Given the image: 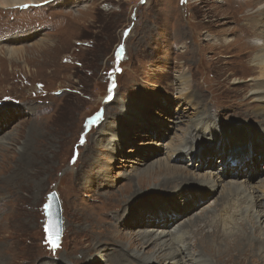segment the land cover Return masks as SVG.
Wrapping results in <instances>:
<instances>
[{"label": "rangeland", "instance_id": "374dc122", "mask_svg": "<svg viewBox=\"0 0 264 264\" xmlns=\"http://www.w3.org/2000/svg\"><path fill=\"white\" fill-rule=\"evenodd\" d=\"M241 1L86 0L77 7L33 2L25 5H38L0 8V118L4 122L7 114L14 115L5 135H0V264H111L119 253L125 263L173 264L169 259L152 262L149 247L138 253L115 235L119 231L132 239L139 231L155 228L145 223L126 232L117 220L123 214L134 220L145 209L142 202L208 180L206 172L224 181L259 185L262 177L250 175L247 167L231 165L226 174L222 160L228 156L217 155L210 166L201 167L192 155L174 161L171 145L188 143L189 149L192 139L187 131L200 117L216 122L225 113L232 116L221 122L228 127L258 123L240 121V114L253 116L260 107L249 98L261 67L251 68L257 51L248 38L258 32L263 37L264 27L257 18L259 27L251 20L252 10ZM229 36L234 42H224ZM182 71L191 78L188 89L197 93L194 105L179 97L182 86L177 76ZM246 102L251 104L245 106ZM213 108L224 113L214 117ZM22 150L27 153L21 158ZM254 158V166L264 170L257 152ZM161 163L182 166L190 176L183 184L177 181L155 190H150L151 183L127 200L137 188V174ZM53 190L63 212L57 248L50 245L46 231V203ZM242 197L234 195L228 215L238 217L237 209H246L239 206ZM210 199L202 200L203 208L213 204ZM203 208L197 210L200 217L193 225L192 242L199 225L202 231L208 229ZM163 215L150 218L161 220ZM159 227L158 231H169L173 224ZM114 238L124 249L113 245ZM101 240L110 242L103 255L101 249L93 250ZM203 257L210 263L208 256Z\"/></svg>", "mask_w": 264, "mask_h": 264}, {"label": "bare ground", "instance_id": "6f19581e", "mask_svg": "<svg viewBox=\"0 0 264 264\" xmlns=\"http://www.w3.org/2000/svg\"><path fill=\"white\" fill-rule=\"evenodd\" d=\"M41 1L42 0H0V8H9V7H18V6L21 7L26 3H33V2H36L38 4L47 3V2H51L53 4L61 3L62 5H64V7H77V6H81L82 1L86 2V0H44L42 2ZM222 1H223L222 3L225 4V2H228L229 0L228 1L222 0ZM262 1L264 0H242L240 4L244 6H248V9L252 10L251 20L252 21L254 20L257 26H258L257 24V19H258L259 24L263 25L262 27H264V5ZM38 4H27L25 6L29 7L30 5H38ZM254 7H256V10H253ZM242 29L243 28H240V30ZM261 32L264 34V28L261 29ZM252 38L259 39L261 43H259V45L252 44L250 41ZM216 39L218 41L221 38H216ZM233 39L235 38H231L229 36L224 39V42H228V43L232 41L234 42ZM248 43L249 46L254 49V52L257 51L256 54L254 53L255 56L253 55L254 60L252 61L253 65L251 68L253 67L257 68V66L259 67V65L261 67V77L259 78L258 75L254 79L255 88L252 89L251 92L252 94L249 98L251 99V102L255 104V106L257 105L260 107L257 108V114L253 116H250L245 113L240 114V118H241L240 121L248 122L251 120H255L258 123L252 122V124L245 123L244 125L234 124L231 127L224 126L221 122L230 121L232 116L228 117L224 113V110H218L213 108L211 110V113L213 114L214 117L218 118V116L221 115L222 113H224V115L222 114V116L219 118V121L216 122L213 121L209 122L207 118L204 119L202 117H200V120H197L195 122L192 121V123L190 124L191 131H187L189 135L191 134V139H192V142L190 144L191 147L189 149H186L188 143L185 144V147L182 146V144L176 145V143L171 145L174 146L173 160L176 162H181L183 158H185V154H186V158L188 159H190L189 157H191V155L197 157V160H199V164L201 165V167H208L213 163L212 160H214L215 159L214 157H216L217 155H219L221 159L225 158V156H228L229 158L228 160H222L224 161V163L226 162L227 165L226 174H228L229 172L228 167L232 165L231 161L242 163L243 161L247 160L243 164H236L234 166L241 168L247 167L248 170H250L249 173L250 175L255 174L258 177H262V179L259 181V185L255 186L252 185L250 181H244L243 184H239L232 181H224L222 176L213 175V177H211L210 173L206 172L203 173V175L206 174L209 177L208 180H206L205 178L196 180L195 185L187 184V185H183L184 187L181 189L175 188L177 191V194L175 195L170 194L169 196L166 197L163 194H160V196H158L159 199L151 198L147 201L142 202L141 208L145 207V209L144 211L140 212L139 217L137 218L135 217L136 219L134 218V220L131 219L129 220V217L127 218L125 214H123V217L121 218L122 220L121 219L117 220V221H122L123 222L122 224L125 225V228L124 227L119 228L122 229L123 231L129 232L128 231L129 229L130 232H134L132 231L134 230L133 228L138 227V225L144 227L145 223L147 227L155 228L156 231L147 230V232L144 233L143 230L142 231L143 233L141 234L139 231V234H137L139 237L137 238L134 237L132 239L128 238V235H126L125 233L115 231L116 233L115 235L119 236V239L126 241L125 243L129 246H135L137 249H139L137 250L138 253H141L142 251H144L145 248L149 247V249L153 251V255H152L153 259H151L152 262L154 261L158 262L159 260L169 259V261H171L173 264H181V263L186 264L189 262H191V264H264V170L259 167L258 168L255 167L253 163L255 160L254 158L255 152L259 154V159L260 162H262V165L264 162V36L261 37L260 32H258L257 34L252 35L251 37L248 38ZM260 47L263 48L261 53H259ZM1 49L2 48L0 47V50ZM214 52L212 54H214ZM177 79H178V83L182 86L180 92L178 91L180 93L179 97H181L182 100L188 102L189 104L194 105L195 99L197 98V93L192 89H188L191 81L190 76L185 71H182V73H180L177 76ZM187 91H190V93ZM250 104H251L250 102H246L245 106H249ZM198 108L199 107H197V109ZM245 110H249V109H245ZM203 111H205V109ZM196 114H197L196 116L200 115L199 112H196ZM13 116H9V114H7L5 116L6 117L5 119L7 120H4V122H2V119L0 118L1 119L0 135L3 136L5 135L6 129L8 128V126L11 125ZM242 126H244V128ZM210 142L213 144V146H210L211 144ZM199 144L202 145L199 146ZM25 153L27 152L24 150L23 153L22 150L21 158L24 157L23 154ZM246 154H248L247 155L248 159H244ZM150 158H151L150 156H147V159ZM24 159L25 158H23L22 160ZM21 163L22 161H20V164ZM17 167H19V164L17 165ZM20 171L23 170L20 169ZM14 175L17 176V174ZM189 176L190 174L182 166L171 165V164L162 165L161 163L156 169L151 167L138 173L136 176L137 188L135 189L133 187L132 192L126 198L127 200H129L131 197H134L135 195L141 193L143 189L150 187L151 183H154V185H152L154 187H150L151 188L150 190H155L157 187H165L167 186V184H170V186L173 184H177V181L183 184L185 177L187 178ZM147 191H149V189H147ZM234 195L243 196L242 198H240L239 206L241 205H244L243 207L246 206L245 210L237 209L238 217H236V215L235 216L228 215L229 212L228 209L231 208L233 205L232 201L234 200L233 199ZM208 197H211L210 200L213 201V204L203 208L206 205V203H201V202H203L202 200H205ZM161 198H164L166 202L161 201ZM113 199H114V195H113ZM150 201H152V203H150ZM165 204L167 205L165 207V214L163 215L162 208L165 206ZM213 205H215L216 207L213 210H210V208L213 207ZM221 206L224 207L222 209V211H224L223 213L222 211L220 213ZM200 208L206 209L204 210V212L207 214L208 217H204V218H208L209 220L208 229L206 231H202L201 226L199 225L197 228L199 234L196 237L195 242H192L191 239L193 238L194 230L196 229L195 228L196 226L193 228V225L195 224L196 219H199L200 217L199 215L200 213L197 212V210ZM203 209L201 210L203 211ZM248 211H250L252 214H248L247 213ZM159 212L164 216L163 219L156 220L150 218L154 214H156L157 216V213ZM173 212L176 215H173L172 214ZM216 213H219L218 214L219 218L218 220L214 221ZM146 214H148V216H145ZM183 214H184L183 217L184 220L182 219L181 222L182 221L184 222H182L180 225L177 224L176 226L175 223H178V221L182 218ZM187 216H189V219L185 221ZM170 223L173 224L172 227L173 229H170L169 231H164V230L158 231L160 228L159 225L167 226V224ZM114 224L116 226L118 225L116 222ZM182 226L185 228L189 226L187 227L188 229L187 233L184 234V230H182L184 228ZM113 228L115 229L116 227L113 226ZM207 231H209L208 234H206ZM215 234H216L215 238L211 237L212 235ZM116 239L115 238L113 239L115 243L113 245L115 247L117 245L119 246L120 249H124V245H122L123 243L117 244L118 242L116 243ZM135 239H138L137 244L134 241ZM183 239L185 240L184 242ZM181 240L183 243L181 242ZM216 240H219V242L215 246ZM109 243L105 242L104 240L97 241V243L94 244L93 250L99 248L98 251L101 249L102 252L99 253L102 254L105 251H107V248L108 250H110ZM173 246L177 248L176 251H171V247ZM140 250L142 251L140 252ZM114 251H116V249H114ZM189 253H193L194 257L190 258L192 254ZM96 254L97 253H95V255ZM203 255L208 256L210 263H208V261L206 262L202 260L204 259ZM196 256L197 258H195ZM233 256L235 257L233 258ZM136 258L139 259L140 257L137 256ZM113 262H115V264H124L126 262V259L124 258L123 253L122 254L119 253L117 257H114L111 264ZM127 262L128 263L125 264H132V261H127ZM148 263H150V261L145 262L139 260V264H148Z\"/></svg>", "mask_w": 264, "mask_h": 264}, {"label": "water", "instance_id": "95a60500", "mask_svg": "<svg viewBox=\"0 0 264 264\" xmlns=\"http://www.w3.org/2000/svg\"><path fill=\"white\" fill-rule=\"evenodd\" d=\"M46 213V231L50 245L53 247V241H55L59 245L61 237L63 235V212L61 200L58 192L55 190H53L49 194V198L46 203Z\"/></svg>", "mask_w": 264, "mask_h": 264}, {"label": "snow or ice", "instance_id": "6c2138e0", "mask_svg": "<svg viewBox=\"0 0 264 264\" xmlns=\"http://www.w3.org/2000/svg\"><path fill=\"white\" fill-rule=\"evenodd\" d=\"M182 2H183V0H182ZM57 239H58V236H57ZM59 245H58V243H56L55 241H53V247L55 248V247H58Z\"/></svg>", "mask_w": 264, "mask_h": 264}]
</instances>
